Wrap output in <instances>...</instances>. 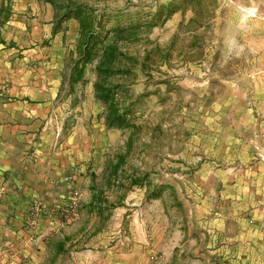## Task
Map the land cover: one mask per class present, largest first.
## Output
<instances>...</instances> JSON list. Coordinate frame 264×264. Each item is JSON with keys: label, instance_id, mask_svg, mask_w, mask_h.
<instances>
[{"label": "rangeland", "instance_id": "374dc122", "mask_svg": "<svg viewBox=\"0 0 264 264\" xmlns=\"http://www.w3.org/2000/svg\"><path fill=\"white\" fill-rule=\"evenodd\" d=\"M78 1L104 10L106 28L143 24L123 45L132 73L114 79L132 126L91 128L92 151L125 160L110 183L91 179L103 204L83 207L81 224L102 245L133 237V264H264V0ZM27 3L6 25L20 46L13 70L52 86L68 72L78 25L65 20L53 36L49 5ZM86 76L83 90L91 67Z\"/></svg>", "mask_w": 264, "mask_h": 264}, {"label": "crops", "instance_id": "0c3cea01", "mask_svg": "<svg viewBox=\"0 0 264 264\" xmlns=\"http://www.w3.org/2000/svg\"><path fill=\"white\" fill-rule=\"evenodd\" d=\"M27 2L0 0V264H133V237H110L102 245L103 233L81 224L83 207L103 204L97 200L102 188L91 189V179L107 175L106 158L91 146V128L103 120L81 101H94L93 81L83 90L85 73L70 89L68 74L53 76L52 86L43 76L39 86L37 76L13 70L16 27L6 36V25L25 18ZM44 3L51 19L52 6ZM68 176L81 192L72 219L54 214L66 199Z\"/></svg>", "mask_w": 264, "mask_h": 264}, {"label": "trees", "instance_id": "16d2710c", "mask_svg": "<svg viewBox=\"0 0 264 264\" xmlns=\"http://www.w3.org/2000/svg\"><path fill=\"white\" fill-rule=\"evenodd\" d=\"M53 8L55 21L52 35L60 31V25L69 19H74L78 25L75 49L69 51L68 82L72 84L85 81V73L92 68L95 75L92 88L93 97L103 107V123L107 129H122L132 126V111L129 105H123L118 96L122 83L115 77H123L132 73L128 65L134 64L136 59L128 55L123 45L138 38L142 23L116 24L106 28L109 22L104 10H95L92 6L78 0H42ZM8 15L4 16L6 20ZM3 21V19H2ZM147 24V22H145ZM151 27L153 22L148 23ZM0 42H2L0 40ZM124 155L118 154L115 161L108 160L107 182L118 178V172L124 162ZM141 180V179H140ZM141 185L136 177L130 179L129 185ZM150 193V192H149ZM155 195V194H153ZM97 199H99L97 197Z\"/></svg>", "mask_w": 264, "mask_h": 264}, {"label": "built area", "instance_id": "2783aa9c", "mask_svg": "<svg viewBox=\"0 0 264 264\" xmlns=\"http://www.w3.org/2000/svg\"><path fill=\"white\" fill-rule=\"evenodd\" d=\"M64 181L67 183V194L66 199L60 207H56L54 214H59L60 216H65L66 219H72L77 215V209L80 202V192L75 186V182L72 177H65ZM35 208L39 209L38 204H35ZM58 211H57V210Z\"/></svg>", "mask_w": 264, "mask_h": 264}]
</instances>
